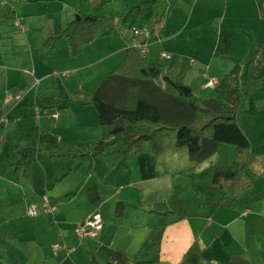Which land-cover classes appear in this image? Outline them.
Instances as JSON below:
<instances>
[{
  "label": "crops",
  "instance_id": "obj_1",
  "mask_svg": "<svg viewBox=\"0 0 264 264\" xmlns=\"http://www.w3.org/2000/svg\"><path fill=\"white\" fill-rule=\"evenodd\" d=\"M78 14L111 23L75 56L61 30ZM134 26L150 31L145 63L203 101H236L250 63L255 89L239 117L250 162L251 151L229 145L195 161L175 133L159 153L146 142L127 154L125 135L99 124L92 98L108 73L98 72L114 70L143 40ZM17 88L26 96L10 116L20 119L0 121V264H179L196 241L201 264H264V0H0V119ZM24 148L38 154L30 178L15 173ZM44 197L56 212L29 216V205ZM160 202L174 212L153 213ZM180 202L188 204L184 218ZM97 211L100 234L75 238L74 227ZM55 242L73 250H56Z\"/></svg>",
  "mask_w": 264,
  "mask_h": 264
},
{
  "label": "trees",
  "instance_id": "obj_2",
  "mask_svg": "<svg viewBox=\"0 0 264 264\" xmlns=\"http://www.w3.org/2000/svg\"><path fill=\"white\" fill-rule=\"evenodd\" d=\"M154 3L156 0H147ZM61 30L66 35L77 56L81 48L90 44L97 31L111 23V19L102 15L78 14ZM52 41L49 39L47 45ZM240 65L233 70L238 72ZM171 84L178 94L168 92L159 81ZM180 78L175 80L164 76L155 65H147L145 57L135 47L127 49L125 60L106 76L93 94L92 102L98 113L99 124L105 125L111 135L124 134L126 140L122 146L125 153L136 149L142 151L144 143L151 145L154 153L162 150L163 140L175 133L177 146L187 147L191 159L202 161L215 154L220 145H229L251 151V141L240 125L239 117L246 109L249 95L254 91V78L250 63L246 64L244 79L238 86V98L234 102L222 100H201L192 90L189 94L181 89ZM129 126L137 128L131 129ZM106 141L100 140L95 151L101 153ZM21 158L15 164L18 177L30 178L31 166L37 161L34 148L20 151ZM92 155H83L89 158ZM180 217L184 218L188 204L180 202ZM120 212V208L119 211ZM153 213L169 216L174 211L168 204L155 205ZM163 229L154 237L150 249H155L163 236ZM202 248L196 241L184 254L179 264H201ZM142 261L141 264H150ZM234 264H252L246 260L233 259Z\"/></svg>",
  "mask_w": 264,
  "mask_h": 264
},
{
  "label": "built area",
  "instance_id": "obj_3",
  "mask_svg": "<svg viewBox=\"0 0 264 264\" xmlns=\"http://www.w3.org/2000/svg\"><path fill=\"white\" fill-rule=\"evenodd\" d=\"M5 1V0H3ZM15 25L17 27L22 28V22L19 18L15 19ZM133 33L136 36H142L143 40L135 43L134 47L137 48L143 55L147 52V47L149 43L150 31L147 27H137L134 26L132 28ZM64 76H67V72H63ZM217 83L216 78H211L207 82V86H215ZM26 96L25 91L21 88L15 89L8 97L7 105L10 106V111L6 112L2 115L0 121L3 124H10L17 122L20 117L19 116H10L11 111H14L16 107L19 105L20 101ZM59 115L58 112L54 113V116L57 117ZM56 212V207L53 205L46 197L43 198L41 202H33L29 205L27 209V214L29 216L38 218L41 216L49 215L52 216ZM104 227V219L101 212L97 211L90 215L86 220L81 223H78L74 227V236L80 241H84L87 239L96 238L101 230ZM53 247L56 250L65 249L66 253L69 254L73 248H66L60 242H55Z\"/></svg>",
  "mask_w": 264,
  "mask_h": 264
},
{
  "label": "rangeland",
  "instance_id": "obj_4",
  "mask_svg": "<svg viewBox=\"0 0 264 264\" xmlns=\"http://www.w3.org/2000/svg\"><path fill=\"white\" fill-rule=\"evenodd\" d=\"M99 30H100V29H99ZM99 55H100V54H99ZM99 67H100V66H99ZM108 69H109V68H106L105 70H99L98 73L103 72V73H108V74H110L113 70H108ZM105 71H108V72H105ZM109 71H110V72H109ZM108 74H107V75H108ZM107 75H106V76H107ZM78 76H80V75H76V78H78ZM84 77H85L86 79H88V82L91 81L90 75H86V74H84ZM103 79H104V78H103ZM102 81H103V80L100 81V84L102 83ZM74 84H75V83H74ZM74 84H73V85H74ZM100 84H99V85H100ZM73 85H72V86H73Z\"/></svg>",
  "mask_w": 264,
  "mask_h": 264
},
{
  "label": "water",
  "instance_id": "obj_5",
  "mask_svg": "<svg viewBox=\"0 0 264 264\" xmlns=\"http://www.w3.org/2000/svg\"><path fill=\"white\" fill-rule=\"evenodd\" d=\"M77 17L79 18V16H77ZM181 89L185 92V94H189V92L191 90L188 86H184V85L181 87Z\"/></svg>",
  "mask_w": 264,
  "mask_h": 264
}]
</instances>
